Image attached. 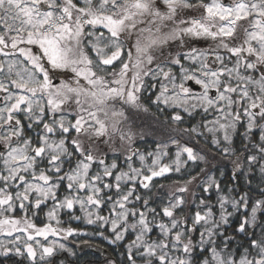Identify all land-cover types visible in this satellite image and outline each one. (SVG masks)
I'll list each match as a JSON object with an SVG mask.
<instances>
[{"label":"snow or ice","instance_id":"6c2138e0","mask_svg":"<svg viewBox=\"0 0 264 264\" xmlns=\"http://www.w3.org/2000/svg\"><path fill=\"white\" fill-rule=\"evenodd\" d=\"M201 39L208 49L191 46ZM174 46L190 50L173 54ZM145 101L173 109L174 124L201 116L182 129L188 142L170 138L168 163V143L145 154L125 131L134 112L149 111ZM205 131L226 158L236 156L230 180L242 176L245 190L222 187L201 168L208 195H183L197 173L173 181L159 211L150 207L159 178L206 162L192 146ZM49 201L48 222L38 225ZM76 205L98 226L92 235L111 244L134 235L121 245L123 264H264V0H0V236L10 238L0 256L53 264L58 250L71 249L50 236L88 235L62 227L59 211ZM233 218L235 235L227 232Z\"/></svg>","mask_w":264,"mask_h":264},{"label":"trees","instance_id":"16d2710c","mask_svg":"<svg viewBox=\"0 0 264 264\" xmlns=\"http://www.w3.org/2000/svg\"><path fill=\"white\" fill-rule=\"evenodd\" d=\"M189 15L197 16L198 13L191 12L189 13ZM240 37L242 38V33ZM210 44H212L210 40H203V39L191 42V46L196 47L198 49H208ZM189 50L190 49L188 46H185L183 48H180L179 46H174L171 49L173 54H175L176 52L187 53ZM222 52L223 50H221V54ZM187 63L188 61H185V64ZM145 103L146 106L149 108V111L134 112L131 115L129 125L125 127V131L126 132L129 131L130 128V131L133 134L132 147L139 148L145 154L148 152L155 151L157 144L168 143L169 157H167L168 159L166 161H163L164 163H167V161L170 158H174V154L176 151V147L170 144V138L179 139L181 143L188 142L189 137L182 132V129L190 128L193 124L198 123L201 120V116L197 115L196 118L192 120L189 119L186 114H183L185 117L184 123L174 124L168 118L169 114L173 111V109L167 108L165 109L164 112H160L158 111L156 105L150 104L147 101H145ZM207 119L211 120L213 119V116L210 115L207 117ZM201 131H204V129H201ZM29 135L35 136V133L29 132ZM197 139L199 140V143L193 144L192 146L195 147L196 150L199 151L201 155L206 156V162H199L198 165L189 162L186 169L182 170V173H169L168 178H159L156 181V183L163 184L164 187L163 188L154 187L152 189V193H149V195H153V202H150V207H156L157 211H159L160 206L167 202L169 192L175 191V185L173 184V181H179L180 183H183L185 180L189 178V175H196L197 173H200L201 168L205 169V173H207V175L215 176L221 182L222 187H224L225 185H231L233 183H237L241 185V189H240L241 191L245 190L244 188L245 182L242 176L239 178V180L236 181L230 180V177L233 175V170H234L233 161L236 159V156L231 155L226 158L224 154L220 153L219 149L215 148L211 144V134L207 133L206 131L204 132V136L197 137ZM240 146H241L240 138L236 137L234 147L237 150H239ZM103 147L107 150V146H103ZM116 147L120 149L121 153L124 151V148L121 147L119 141H117ZM111 159H112V152L109 150L108 159L106 162L110 163ZM151 159H152L151 157H148V160ZM123 160H124L123 155H120L119 160L117 162L123 165ZM147 162L149 163V161ZM134 166L135 167L140 166L139 161L136 159H134ZM123 167L124 170H127L126 165H123ZM205 173H200L198 180L194 181L191 185H189V191L183 194L189 202H191L193 199L198 200L199 197L208 195L207 193H203L201 187L198 186L206 180ZM221 173H223V176H221ZM258 182H259V173L257 170L256 179L253 180V184H252V189H253L252 195L254 196V198L258 196V192H257ZM193 193H195V197H193L192 195ZM66 194L67 193L65 191V188L61 186L58 194L59 198H63V196ZM215 200H216V193L213 190L211 192V201L215 203ZM51 207H52L51 201H49L46 206H42V209L39 212V218L36 219V223L38 225L42 226L43 223L48 222L46 213ZM70 211L72 214L76 216H80L81 220L72 219L70 215ZM214 212L217 213V218H218V206L217 208H214ZM100 214L107 215L108 214L107 208H105L103 212H101ZM58 215L60 220L62 221V227L77 228L79 230H82L83 232H87L88 235L69 236L66 240L63 239V234H61V236H57V240L61 241L64 244H67L70 247L69 249H71V251L57 252L54 258L52 259L53 264H61V261L63 262V264H112V261H115L116 264H123V258L121 256V253L124 251V248L121 245L127 243L130 239H134V235L126 236L125 241L121 242L120 244H111L109 243L108 239H104L99 235H92V233L97 230L98 226L88 225L84 223L83 217L80 211H78L76 207H74L73 210L65 209L64 211H61V213L59 212ZM148 219L149 220L152 219L150 215ZM159 219L160 217L157 218V220ZM259 219L261 221H264V216H260ZM236 226H237V222L233 218L232 226L227 229L228 234L235 235L234 229ZM105 228L108 230L105 231ZM105 228H101L100 231H105V236H109L110 226H105ZM0 237H4V236H0ZM110 238L111 237L109 236V239ZM85 241H87V243L96 244L106 249L108 255L101 257L90 251L80 254L78 248L81 244H84ZM236 242L237 243L243 242L245 246L247 245V240L245 239L243 234L236 235ZM5 262H8L9 264H29V262L25 257L15 256L13 254H9V256L7 257L0 256V264H6Z\"/></svg>","mask_w":264,"mask_h":264},{"label":"water","instance_id":"95a60500","mask_svg":"<svg viewBox=\"0 0 264 264\" xmlns=\"http://www.w3.org/2000/svg\"><path fill=\"white\" fill-rule=\"evenodd\" d=\"M192 87L194 90H199V86L197 85H194L192 84ZM211 94H214V90L212 91ZM78 251L79 253H84V252H87V251H90L96 255H99L101 257L103 256H107L108 255V252L106 251V249L96 245V244H92V243H84V244H81L78 248Z\"/></svg>","mask_w":264,"mask_h":264},{"label":"rangeland","instance_id":"374dc122","mask_svg":"<svg viewBox=\"0 0 264 264\" xmlns=\"http://www.w3.org/2000/svg\"><path fill=\"white\" fill-rule=\"evenodd\" d=\"M207 2H209V0H205V3H207ZM203 11V10H202ZM201 11V12H202ZM241 35V33L240 32H238V38H241L240 37V35ZM222 54H224L223 52H222ZM189 63V62H188ZM229 66H231V65H229ZM195 85V84H194ZM200 91V89L199 90H197L196 92H199ZM168 158L166 157L165 159H164V161H166ZM147 161H149V163H151V160H147ZM168 162H170V159L167 161V163ZM62 199V198H61ZM77 209H78V211H80V209H79V206L78 205H76L75 206ZM65 209H63V210H60L59 212L61 213V211H64ZM94 212H95V209H92ZM80 213H81V215H82V217H84V213L83 212H81L80 211ZM83 221H84V218H83ZM84 223H85V221H84ZM8 239H10V238H8V237H6V238H4V237H0V241H2V242H4V243H7V240ZM49 240H56L58 243H62L61 241H59V240H57V237H49ZM66 245V248L67 249H69L70 247L67 245V244H65ZM9 247H11V245H9ZM57 252H59V250L57 251ZM54 257H52L51 259H53ZM28 261V260H27ZM29 262V261H28Z\"/></svg>","mask_w":264,"mask_h":264},{"label":"flooded vegetation","instance_id":"af4514ba","mask_svg":"<svg viewBox=\"0 0 264 264\" xmlns=\"http://www.w3.org/2000/svg\"><path fill=\"white\" fill-rule=\"evenodd\" d=\"M6 264H9L8 262H5Z\"/></svg>","mask_w":264,"mask_h":264}]
</instances>
